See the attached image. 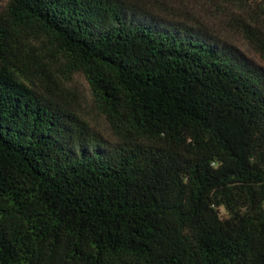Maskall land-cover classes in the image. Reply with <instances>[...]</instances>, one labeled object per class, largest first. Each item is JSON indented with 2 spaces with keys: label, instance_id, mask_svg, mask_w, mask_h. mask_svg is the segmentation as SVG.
Instances as JSON below:
<instances>
[{
  "label": "trees",
  "instance_id": "obj_1",
  "mask_svg": "<svg viewBox=\"0 0 264 264\" xmlns=\"http://www.w3.org/2000/svg\"><path fill=\"white\" fill-rule=\"evenodd\" d=\"M219 1L264 59V0ZM169 11L0 0V264H264V68Z\"/></svg>",
  "mask_w": 264,
  "mask_h": 264
},
{
  "label": "rangeland",
  "instance_id": "obj_2",
  "mask_svg": "<svg viewBox=\"0 0 264 264\" xmlns=\"http://www.w3.org/2000/svg\"><path fill=\"white\" fill-rule=\"evenodd\" d=\"M166 10L176 11L174 18L193 25L194 23L202 25L223 39L231 42L244 55L250 58L255 64L264 68V59H262L249 46L236 30L235 23L232 28L228 23L229 18L242 15L234 6L222 3L219 0H163ZM75 95L80 104V110L88 123L99 131L107 140L113 141L105 121L97 115L91 105L86 82L81 76L75 77L73 83Z\"/></svg>",
  "mask_w": 264,
  "mask_h": 264
}]
</instances>
